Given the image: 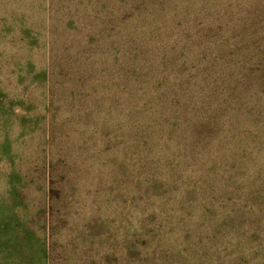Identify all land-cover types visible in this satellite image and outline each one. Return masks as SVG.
<instances>
[{
  "label": "trees",
  "instance_id": "16d2710c",
  "mask_svg": "<svg viewBox=\"0 0 264 264\" xmlns=\"http://www.w3.org/2000/svg\"><path fill=\"white\" fill-rule=\"evenodd\" d=\"M185 9L172 33L122 29L113 47L51 50L41 104L0 96V160L15 166L20 159L10 140L17 124L21 137L37 140L46 203L35 219L47 231L46 264H53L49 239L67 188L58 180L72 183L81 162L99 166L96 192L110 211L125 201L140 208L132 219L142 230L162 213L195 237L194 258L264 264V32L191 19ZM17 103L25 113L19 118ZM9 176L11 211L0 226L29 236L28 218L16 211L24 178ZM175 213L179 222L169 220ZM123 250L133 251L128 241Z\"/></svg>",
  "mask_w": 264,
  "mask_h": 264
},
{
  "label": "rangeland",
  "instance_id": "374dc122",
  "mask_svg": "<svg viewBox=\"0 0 264 264\" xmlns=\"http://www.w3.org/2000/svg\"><path fill=\"white\" fill-rule=\"evenodd\" d=\"M207 4L209 11L204 9ZM186 7L191 19L209 16L227 21L228 29L247 25L250 30L254 27V32H264V0H0V96H7L8 101L30 96L32 103L41 104L42 96L48 95L45 72L51 50L64 55L73 50L113 47L122 29H132L138 36L172 33L184 20ZM156 19L159 22L155 23ZM15 106L16 117L25 114L22 106ZM10 130L14 151L21 160L15 166L0 160V223L2 215L9 217L12 187L8 178L17 172L24 178L16 187L24 201L16 211L28 218L32 233L8 235L0 226V264H46L48 255L44 257L43 246L48 250L47 231L35 219L46 203L37 140L21 137L19 124ZM5 139L0 134L3 143ZM55 165L61 172L67 169L64 162L57 160ZM74 170L72 183L58 180L67 188L59 192L63 199L57 212L62 215L49 239L53 264H212L220 259L194 258L199 252L195 237L182 224L162 220V213H155L142 230L136 222L138 216L132 219L140 208L125 201L114 204L110 211L102 204L106 201L103 192H96L100 182L97 164L81 162ZM169 220L179 222L180 215L175 213ZM126 241L133 248L129 255L123 250Z\"/></svg>",
  "mask_w": 264,
  "mask_h": 264
}]
</instances>
